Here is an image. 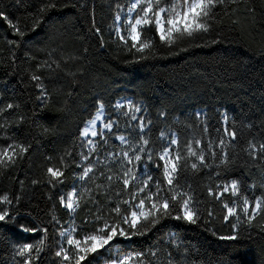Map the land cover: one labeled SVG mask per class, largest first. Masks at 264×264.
<instances>
[{
    "label": "trees",
    "instance_id": "1",
    "mask_svg": "<svg viewBox=\"0 0 264 264\" xmlns=\"http://www.w3.org/2000/svg\"><path fill=\"white\" fill-rule=\"evenodd\" d=\"M52 2L55 8L40 13L44 0H0V11L25 33L17 35L0 18V108L16 106L0 114V123L8 125L0 129V148L13 142L28 147L15 164L0 166V197L12 200L0 204L11 217L0 222V264H21L17 246L41 240L43 251L34 264H61L55 253L69 247L61 230L76 226L79 238L100 226L97 215L111 222L116 218L111 210L134 190L125 191L118 179H107L125 169L122 152L129 151V145H140L141 137L149 141L141 162L153 181H163V168L156 164L163 163L159 154L168 147L171 132L180 142L173 148L182 154L189 141L201 139L206 154L210 141L214 147L220 138L226 141L229 163H219L216 148L217 156L207 157L208 166L184 167L179 174L178 186L192 196L197 223L173 218L174 209L173 217L162 219L145 235L120 238L111 251L100 250L88 260L110 264L117 254L143 252L151 264H264V214L249 226L239 211L244 196L250 202L264 197V160H253L244 151L249 141L264 142V0L218 5L207 33L173 45L160 42L154 29L145 30L142 38L153 47L143 54L129 51L131 41L126 46L116 35V5L126 8L131 0ZM33 74L41 80L33 81ZM37 83H42L46 97H41ZM121 97L143 104L147 128L141 131L120 122L103 138H95L96 150L89 155L81 136L84 124L96 113L98 102L115 117L114 104ZM198 109L205 110L204 119L197 117ZM225 127L237 132L234 141L224 135ZM118 133L127 134L129 143L117 139ZM149 154L152 161L147 160ZM89 164L95 166L93 173L80 180ZM48 167L61 168L63 183H48ZM233 180L240 182L239 196L227 192L218 199L209 194V188L220 193ZM73 188L83 195L72 212L61 205L60 197ZM225 204L237 207L239 218L225 220ZM19 225L37 231L25 232ZM233 234L238 239L221 238Z\"/></svg>",
    "mask_w": 264,
    "mask_h": 264
},
{
    "label": "snow or ice",
    "instance_id": "2",
    "mask_svg": "<svg viewBox=\"0 0 264 264\" xmlns=\"http://www.w3.org/2000/svg\"><path fill=\"white\" fill-rule=\"evenodd\" d=\"M20 0H17L19 3ZM239 0H131L130 6L117 4V11L115 13V21L117 22L116 35L118 39L124 44L128 45L131 41L129 51L133 49L137 53H145L153 47L151 40H145L142 38L145 30H155L159 41L173 45L185 37H194L200 33H207L211 28L210 21L215 19L214 10L218 5H224L226 3L236 4ZM55 3L52 0H44L40 8V13L47 11L49 8H55ZM236 9H232V12H236ZM248 11H253L248 9ZM126 12L127 18L123 20V31L121 29L120 22L122 21L121 13ZM135 14V15H134ZM0 18L7 20L8 24L14 29L15 33L19 36H24L25 33L11 20L3 11H0ZM39 23V20L36 21ZM97 32L100 30L97 28ZM10 44H16V41H9ZM141 58H144L143 55ZM51 67V65H47ZM33 81L39 82L41 77L33 74L31 76ZM37 87L41 88V97H46L47 93L43 90L42 83H37ZM16 107L13 104H8L5 107L0 108V114L6 112L8 109ZM103 102H98L97 114L87 122V126L81 131V136L86 138L87 145L90 149L89 155L96 150L97 141L93 139H87L89 136L102 137V131L96 130V123L101 120L103 111ZM117 108H127L128 111L124 112V115L132 113L131 119L137 120L135 113L141 111L140 107L128 102L127 105L117 103ZM200 117V113L196 114ZM22 119V118H21ZM225 120L227 117L225 116ZM113 121L108 120L103 127L111 130L113 127ZM6 123H0V129L6 128ZM146 123L143 117L139 118V128L143 130L146 127ZM207 131V128L204 129ZM165 134L161 133L163 137ZM224 135L229 138V142L234 141L237 137L235 130H230L228 127L224 128ZM118 139L128 144V140L125 136L121 135ZM140 143L147 145L149 141L141 137ZM179 140L176 136L170 139L169 147L165 148L162 153L159 154V160L162 164H156L157 168H163V181H153L151 175H147L144 179H137L136 172L133 170L136 162H141L143 157L140 153H143L145 149L140 147L133 149L129 145V151H123V162L133 167H125L122 173H118L115 176H108L109 181L118 179L125 191L134 189L131 191L128 199H124L121 203L117 204L111 213L115 214V219L109 222L104 219L102 215L95 217L96 221L100 222V226L94 227L89 233H86L79 238L78 229L76 226L61 230L60 235L66 238V244L69 247L61 246L56 251L55 256L60 258L61 264H82V262L88 261L91 264L88 257L93 254H98L100 250L111 251L115 248L120 238L130 239L132 236L145 235L153 227L160 223V221L166 217H173V211L176 210V215L173 217L177 220H184L191 224H196L199 216L197 212L192 208V196L180 189L178 186V177L181 170L184 167H190L192 170H198L201 166L207 165V157L217 156L216 148L220 149L219 163H229V156L225 151V139L220 138L215 142L207 144L208 153L206 154L204 148V142L201 139H197L194 142L189 141L185 144V153L175 150L172 146H178ZM247 155L253 160H264V142L256 143L249 141L247 148L244 149ZM28 152V147L23 144H17L13 142L7 147L0 148V166L9 167L16 163L18 159L23 158L24 154ZM112 155V154H109ZM189 158H194L193 162L187 164ZM83 159L87 160L88 156H83ZM153 157L149 154L147 156L148 161H152ZM61 164L63 166V158H61ZM94 165L89 164L85 167L79 176L80 180L90 178V174L94 171ZM145 172H147V165H145ZM46 174L49 176L48 183L55 186L57 183H63V171L61 168L48 167ZM103 175V173H101ZM39 181H33L38 183ZM85 191L91 192L90 189ZM210 195H216L219 199L224 193L231 192L233 196H239L240 194V182L233 180L230 184L223 186V191L220 193H213V190L209 188ZM82 193L78 194L77 190L73 188L72 192L67 196L60 197V203L63 207L70 211L80 207V200ZM18 202V198H17ZM12 200L7 195L0 197V204H11ZM123 205V207H122ZM227 209V214L224 216L225 220H229L231 216H237V207H229L227 204L224 206ZM239 211L244 214L245 222L251 226L258 216L264 214V197H255L253 201H249L247 196L242 198V204L239 206ZM11 219L10 213L7 209H0V222H7ZM233 225V228H236ZM20 230L29 232L37 231L35 228H28L24 225H19ZM47 231L46 229L44 230ZM226 240H236L238 236L236 234L221 237ZM44 241L41 240L39 244H23L17 246L15 249V255L22 258L21 264H34L35 260L39 259V253L43 251ZM35 252V255H33ZM151 255L155 256L153 252ZM145 253L133 252L124 256H117L110 261V264H144ZM171 264V262H169Z\"/></svg>",
    "mask_w": 264,
    "mask_h": 264
},
{
    "label": "rangeland",
    "instance_id": "3",
    "mask_svg": "<svg viewBox=\"0 0 264 264\" xmlns=\"http://www.w3.org/2000/svg\"><path fill=\"white\" fill-rule=\"evenodd\" d=\"M134 15H135V14H134ZM126 18H127V13L125 12L124 16H122V21L120 22V25H119V26L121 27L122 31H123V20H125ZM128 102H131L132 104L137 105V106L140 107L141 111L138 112V113H135V115L137 116V120H132V119H131V115H132V113H129V115H127V116L124 115V112H125V111H128V109H127L126 107H125V108H117V107H116L117 103H120V104H123V105H127ZM114 113H115V117H111L109 114L106 113V111H105V109H104V107H103V111H102V117H103V118H102L101 120H98L97 123H96V130H97L98 132H100L101 130H103V131H102V134H104V133L107 132V131H112L113 128H114L115 126H117V124H119L120 122H125V123H127L128 125H130L131 127L134 126V127H138V128H139V118H140V117H143V119H144L146 125L148 126V118H147V114H146V111H145V109H144L143 104H142L140 101H136V100H134V99L131 98V97H121V98L117 99L116 102H115V104H114ZM197 113H200V114H201V115H200V118H201V119H204V118H205V114H206V112H205L204 109H198V110H197ZM96 114H97V111H96V113L94 114V116H95ZM224 114H225V113H224ZM94 116H93V117H94ZM93 117H92V118H93ZM92 118H91V119H92ZM91 119H89V120H91ZM89 120H88V121H89ZM108 120H111V121L114 122V123H113V127H112L111 130L105 129V128L103 127V125H104ZM88 121H87V122H88ZM224 121H226V120L224 119ZM87 122L84 124L83 129L87 126ZM147 126H146L143 130H141L140 128H139V129H140L141 131H144V130L147 128ZM121 127L124 128V125H122ZM83 129H82V130H83ZM171 134H172L171 138H172L173 136H176V137H177V135H176L175 132H171ZM121 135L125 136L126 139L128 140V135L125 134V133H118V134L116 135V138L118 139V137L121 136ZM83 138H84V137H83ZM95 138H96V137H91V136H89L87 139H93V140H95ZM171 138H169V141H167L168 147H169V142H170V139H171ZM84 140H85V142H86V144H87L86 138H84ZM140 147H143V148L145 149V147H144L142 144H140V145H134V146H133V149H138V148H140ZM172 147H173V146H172ZM166 148H167V147H166ZM161 153H162V152H161ZM140 154H141V156L143 157V154H142V153H140ZM125 166H126V167H133V165H128L127 163H126ZM133 170L136 172V175H137V179H138V180L146 178L147 175H151V176L153 177L152 172H151V170L148 168V166H147V172H145V164H144L143 162H136V163H135V166L133 167ZM229 184H230V183H229ZM226 185H227V184H226ZM71 192H72V191H71ZM69 193H70V192H69ZM67 194H68V193H67ZM67 194L65 195V197L67 196ZM72 212H73V211H72ZM70 227H72V225H70L68 228H70ZM77 238H78V237H77ZM65 241H66V238H65ZM129 253H130V252L117 254L113 259H115L117 256H124V255H127V254H129ZM144 264H151V263L144 261Z\"/></svg>",
    "mask_w": 264,
    "mask_h": 264
}]
</instances>
